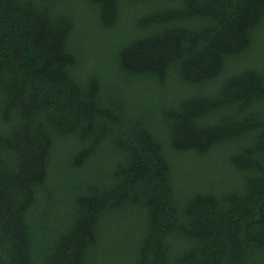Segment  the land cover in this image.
Returning <instances> with one entry per match:
<instances>
[{
	"label": "trees",
	"instance_id": "1",
	"mask_svg": "<svg viewBox=\"0 0 264 264\" xmlns=\"http://www.w3.org/2000/svg\"><path fill=\"white\" fill-rule=\"evenodd\" d=\"M0 264H264V0H0Z\"/></svg>",
	"mask_w": 264,
	"mask_h": 264
}]
</instances>
